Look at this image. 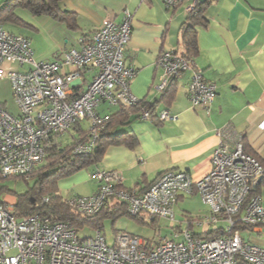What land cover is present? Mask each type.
<instances>
[{"label":"built area","instance_id":"built-area-1","mask_svg":"<svg viewBox=\"0 0 264 264\" xmlns=\"http://www.w3.org/2000/svg\"><path fill=\"white\" fill-rule=\"evenodd\" d=\"M163 1L171 8L182 0ZM196 1L191 0L189 9ZM131 19V14L124 11L120 22L104 20L80 48H70L53 60H37L27 37L0 25V79H9L19 108L17 114H12L0 105V176L28 177L43 159L46 148L58 144L76 122L88 130L90 137L77 143L73 152H90L108 118V114H100L101 105H132L139 101L130 89L136 68L124 62ZM158 64L162 74L157 88L162 90L192 68L193 61L164 50ZM89 71L93 75L82 88L83 76ZM187 96L192 106L207 108L216 96V85L195 71ZM149 113L143 106L140 117L147 119ZM158 118L169 121L177 115L162 110ZM259 128L264 130V117ZM228 132L231 130L227 128L221 131L211 168L200 179L170 169L139 192L117 186L123 181L119 172L96 170L92 173L97 183L94 193L66 198L81 213H96L106 201L113 200L125 202L132 216L144 213L173 219L179 196L197 193L209 207V214L205 221L195 219L191 225L205 224V231L216 235L205 238L189 229L180 230L150 247L138 236L118 232L108 244L99 230L95 235L80 237L69 222L50 221L38 214L18 217L17 198L5 192L0 194V264H264V247L244 240L235 228L240 224L255 231L264 227V190L249 193L264 166L243 150L239 140L230 144Z\"/></svg>","mask_w":264,"mask_h":264},{"label":"crops","instance_id":"crops-1","mask_svg":"<svg viewBox=\"0 0 264 264\" xmlns=\"http://www.w3.org/2000/svg\"><path fill=\"white\" fill-rule=\"evenodd\" d=\"M190 3L191 0H182L176 7L168 8L163 0H60L59 7L73 12L76 18L74 28L62 20L45 18L53 28L56 26L54 29L50 26V31L66 38L61 52L34 51L32 48L37 60L59 58L70 48H80L104 20L120 22L124 11L131 14L130 38L124 50L125 64L136 68L130 89L139 99L154 103L155 113L168 110L177 118L159 122L132 113L126 126L116 128V133L132 130L138 145L135 148L108 146L99 169L119 172L126 188L144 189L160 173L170 169L186 171L193 180L200 179L211 168L212 153L225 128L231 130L227 134L230 144L237 140L242 143L245 137L250 150L264 158V130L259 128L264 117V0H209L204 10L207 22L198 26V54L193 66L175 78L173 100L170 103L160 101L163 89L157 88L162 74L158 57L162 51L176 48L179 29ZM63 25L80 32L76 43L71 33L64 31ZM4 28L15 33L11 26ZM71 40L73 43L70 44ZM195 71H200L204 80L216 85V96L207 108L192 106L187 96V86ZM90 72L83 76L82 88L89 80L88 75H93ZM118 108L103 104L99 112L105 115ZM67 131L61 137L64 143L72 138V131ZM66 179L70 180L69 185L62 183ZM96 184L92 173L79 172L58 180V192L67 198V193L63 196L64 189L73 185L72 193L89 195L96 191ZM185 195L181 194L179 199ZM202 213L206 217L209 208ZM198 227L191 225L187 229L194 233L207 230L196 232ZM245 229L258 236L264 232V227L259 231ZM259 238L243 239L264 247V240Z\"/></svg>","mask_w":264,"mask_h":264},{"label":"trees","instance_id":"trees-1","mask_svg":"<svg viewBox=\"0 0 264 264\" xmlns=\"http://www.w3.org/2000/svg\"><path fill=\"white\" fill-rule=\"evenodd\" d=\"M59 2L60 0H3L0 2V24H25L14 12V7L19 6L29 9L35 15L40 16L42 14H47L53 19L62 20L66 22L69 27L74 28L76 26L74 13L61 9L59 7ZM208 3L209 0L203 3L199 2V0L196 1L194 6L189 9L185 21L180 26L177 45L172 51L184 57L186 60L193 61L194 57L198 54V26L205 25L207 22L204 17V10ZM173 7H176V5ZM174 80L175 78L163 89L160 101L170 103L173 100L175 94L173 86ZM143 106L147 107L150 111L148 118H155L159 122H164L158 118V113H155L154 103L150 104L139 99L137 103L132 105L122 104L117 111L108 114V118L103 122V128L95 139L93 149L90 152L81 154L73 152L74 146L77 143L87 141L90 135L83 125L76 122L71 125L73 128L71 141L64 143L61 138L58 144L47 147L43 159L32 168L28 177L0 176V194L6 192L16 196L17 203L15 206V214L18 217L38 214L41 217L48 218L50 221L59 220L69 222L77 231L79 227L85 225L99 226V218L104 215L116 216L119 213L128 214L125 202L113 200V202L109 200L106 201L96 213L88 214L78 212L59 194L57 181L85 167H92V173L96 170H100L99 165L107 147L110 145H124L128 148H135L138 145V138L132 130H124L117 133L115 130L119 126H126L129 123V117L132 113L138 114V117H140V110ZM242 145L246 153L255 157L264 166V158L261 159L250 150L245 137L242 138ZM30 177H33L34 183L28 186L22 193H17L5 184V180L11 178L26 179ZM150 184L151 183L145 188ZM117 186L131 190V188L124 187L122 183ZM144 189L139 190V192ZM263 190L264 172L260 175L257 184L251 187L249 193L253 195L261 193ZM44 198H47V200L45 201ZM133 217L140 218L139 215ZM152 218L154 219L155 217ZM193 220H191V222ZM191 222L189 221L188 227L191 226ZM244 227L246 228L247 226L240 224L235 228L241 229ZM195 234L208 238L217 233L209 230Z\"/></svg>","mask_w":264,"mask_h":264},{"label":"rangeland","instance_id":"rangeland-1","mask_svg":"<svg viewBox=\"0 0 264 264\" xmlns=\"http://www.w3.org/2000/svg\"><path fill=\"white\" fill-rule=\"evenodd\" d=\"M14 12L22 19L25 24L12 26L11 23H4V25L2 26H11L15 30L16 34L22 33L23 35L29 37L34 51L42 50L49 52L56 50L55 53L61 52V48L63 46V43H65L64 41L66 38L64 35H55L54 31H50V26L52 24L45 20V18L48 16L47 14H42L40 16L35 15L29 9L22 8L19 6L14 7ZM63 27V29H65L64 31H68L69 33H71V35L75 38L74 42L76 43L80 32L68 29L64 25ZM72 41L73 40L69 41V43H73ZM11 66L13 68L17 67V65L13 63H11ZM90 73H93V71ZM90 77L91 74L88 75V78ZM0 105L12 114H17L19 111V108L13 97L11 83L7 77L0 79ZM70 131L73 132V128L71 126L69 127L67 132ZM79 172L85 175L88 172L91 174L92 167L82 168L79 171L71 174L70 176L75 175ZM65 178L66 177H62L60 179L62 180ZM33 183V177L26 179L11 178L5 180V184L17 193L24 192L26 188H28V186H31ZM62 183L69 185L70 180L66 179ZM71 188L73 189V185H70L68 188L64 189V197L67 195V198L73 195H82L78 193H72L73 191ZM77 189H81V187H77ZM208 208L209 207L202 201L201 196L199 194H186L184 198L178 199V201L175 203L173 207V219L164 216L155 217L153 219L152 217L144 213H141L139 215L140 218L133 217L132 215L127 213H119L116 216L104 215L103 217L99 218L100 224L97 227L93 225H85L83 227H79L78 235L80 237L91 236L95 235L96 232L99 230L101 234L105 237L107 243L112 244L118 232H127L140 237L150 247H152L163 239L171 238L174 233H177L178 231L180 232V230H186L188 228L189 220L191 222V220L193 219L200 218L201 220L205 221V215H203L202 212L207 210ZM206 228L207 225L204 224L203 227L195 228V231H202ZM239 232L241 237H246V239L248 237H251L252 239H254L255 237H260L259 239L261 241L264 240V232L260 236L253 234L252 231L245 228L239 229Z\"/></svg>","mask_w":264,"mask_h":264},{"label":"water","instance_id":"water-1","mask_svg":"<svg viewBox=\"0 0 264 264\" xmlns=\"http://www.w3.org/2000/svg\"><path fill=\"white\" fill-rule=\"evenodd\" d=\"M205 0H199V2L203 3Z\"/></svg>","mask_w":264,"mask_h":264}]
</instances>
